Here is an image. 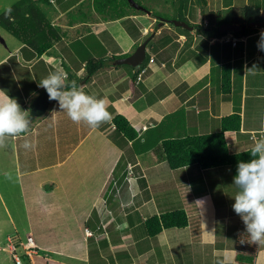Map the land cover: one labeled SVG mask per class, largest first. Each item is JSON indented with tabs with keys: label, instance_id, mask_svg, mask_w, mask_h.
Listing matches in <instances>:
<instances>
[{
	"label": "crops",
	"instance_id": "1",
	"mask_svg": "<svg viewBox=\"0 0 264 264\" xmlns=\"http://www.w3.org/2000/svg\"><path fill=\"white\" fill-rule=\"evenodd\" d=\"M21 1L0 0V26L12 25L23 38L9 47L7 38L16 36L6 33L0 42L5 47L0 89L20 96L18 102L28 110L30 101L44 90L39 82L60 65L67 78L70 73L76 81L81 79L78 85L86 93L106 98L111 114L110 120L93 128L73 121L55 101L25 134L0 137V150L12 155L16 173L6 181L16 182L21 190L30 223L28 236L45 253V264H175L180 255L191 264H241L239 251L245 257L254 253V264H264V240L249 236L232 207L238 192L233 185L237 166L172 170L158 157L164 140L219 132L222 119L233 114L240 116L241 128L225 133L231 154L251 151L264 136V51L258 47L264 27H255L257 31L247 37L231 32L208 37L207 15L203 20L187 12L189 4L199 6L196 1L180 0L178 7L180 17L190 19L179 22L189 29L174 25L176 19L171 24L154 17L151 10L107 21L95 11L93 0H50L45 3L50 6L48 16L42 19L30 4L10 14ZM206 4V13L226 15L230 8L244 6L264 11V0H206ZM148 38L149 61L143 73L115 61L86 76L89 59L127 58ZM31 39L52 47L39 58L35 49L41 43L32 47ZM225 68L231 72L226 94ZM20 86L30 87L28 96ZM117 115L136 129V140L115 132ZM0 175L8 172L0 170ZM7 186L3 182L2 190ZM185 191V197L193 200V212L180 195ZM179 209L187 213L188 227L164 230L156 237L146 234L143 224L148 218ZM40 211L45 214L41 224L49 233L45 244L30 232L33 212ZM109 228L111 240L105 231ZM8 239L12 248L16 237ZM186 248L189 253H183ZM37 259L39 255L28 263L37 264Z\"/></svg>",
	"mask_w": 264,
	"mask_h": 264
},
{
	"label": "trees",
	"instance_id": "2",
	"mask_svg": "<svg viewBox=\"0 0 264 264\" xmlns=\"http://www.w3.org/2000/svg\"><path fill=\"white\" fill-rule=\"evenodd\" d=\"M44 2V0H42ZM185 0H181L184 2ZM202 6L206 4V0H197ZM138 5L143 6L146 10H151L142 1L134 0ZM45 3H50V0H45ZM29 4L28 1L24 0L18 3L10 14L15 11H19L26 8ZM95 11L101 15L107 21H116L127 16L135 14L145 13L143 10H139L133 7L129 0H93ZM261 8H254L252 6H244L242 8L232 7L229 12L225 15L221 12H208L204 11L207 15L208 24L204 27V34L208 37L221 38L228 33H221L220 29L224 24H236L242 29L240 32L232 33L237 37H247L257 31L258 28L251 26V24H257L264 20V11ZM154 17H158L164 21L169 22L172 16L161 15L160 13H153ZM175 19V18H174ZM173 19V20H174ZM180 19L184 20L183 17ZM170 23L172 24V21ZM189 24V23H188ZM192 27H198L196 25L189 24ZM180 29H182L180 27ZM184 30V29H183ZM15 36L21 35L14 33ZM149 39V38H148ZM52 47L51 43H41L36 49L35 54L41 58L45 52ZM120 57L112 58H91L86 62L85 68L87 77H92L97 71L107 65L108 62H115ZM149 61V55H146V59L139 68H133L134 70L141 71ZM137 72V73H138ZM71 81H76L72 74H68L66 84L70 86ZM81 82V79H77L76 83ZM231 89V72L230 69L225 68L223 74V85L222 91L226 94ZM12 97L19 99V96L11 94ZM115 126V132L122 135L128 141H134L138 138V132L131 125V123L123 116L117 115L113 120ZM33 122L29 125V129L32 128ZM241 128V118L238 114H233L229 117L222 119V128L219 132L206 134V135H195L181 139H166L161 144L159 159L167 161L172 170H178L189 166H197L201 170H208L212 168L222 166H237L241 160L247 161L251 159V151L243 152L240 154H231L229 152L225 133L227 131H239ZM26 133V132H25ZM22 133V134H25ZM144 229L149 237H156L164 230L169 229H184L189 225V218L185 210H173L161 215H156L148 218L144 222ZM16 248H20V244L16 242ZM248 257L244 256L243 251H239L237 255V261L241 264H254V253H247ZM24 261L29 258L26 255H22ZM14 261V260H13ZM14 264L15 261H14Z\"/></svg>",
	"mask_w": 264,
	"mask_h": 264
},
{
	"label": "clouds",
	"instance_id": "3",
	"mask_svg": "<svg viewBox=\"0 0 264 264\" xmlns=\"http://www.w3.org/2000/svg\"><path fill=\"white\" fill-rule=\"evenodd\" d=\"M258 47L264 51V31ZM66 78L65 70L57 65L55 71L39 82V87L45 89L49 99L57 101L62 112L66 111L75 122L84 121L95 128L100 122L111 119L106 98L86 93L76 81H71L69 86ZM29 117V111L21 107L17 98L0 89V137L25 133L30 125ZM250 156V160H241L237 164L233 185L238 192L232 207L249 236L253 240H264V136L256 141Z\"/></svg>",
	"mask_w": 264,
	"mask_h": 264
},
{
	"label": "rangeland",
	"instance_id": "4",
	"mask_svg": "<svg viewBox=\"0 0 264 264\" xmlns=\"http://www.w3.org/2000/svg\"><path fill=\"white\" fill-rule=\"evenodd\" d=\"M30 4V7H32V9L36 10V15H38L41 19L45 17V14H47L48 9L50 10V6L45 4V0L44 2L42 0H27ZM139 2H143L144 4L150 6V9L153 13H160L161 15H172L173 18L170 19L173 20L174 18L179 22L180 21V15L178 14V7L182 6V3L180 2V0H138ZM186 1H196L198 3L199 6H195L194 4H189L188 8H187V12L194 16L193 18H201L204 20V11L206 10L207 4H205L204 6H202L197 0H186ZM175 4H177L175 6ZM23 9V8H22ZM182 13H185V9L184 7H182ZM24 13V12H23ZM48 16V14H47ZM4 17H8L10 18V16H4ZM183 18L186 20L187 18H185V16L183 15ZM2 19V18H1ZM190 19H187L186 21H189ZM169 21V23H170ZM0 22H3V20H0ZM173 22V21H172ZM2 28V30H0V42L5 40L4 35H6V33H10L13 34L16 33L18 34L16 31H14L12 29V25L11 26H0ZM22 35H20V37L18 36H14L15 38H7L8 39V45L9 47L17 42L18 40L21 41L23 40V38L21 37ZM31 42L33 43L31 46L35 47L36 45L38 46L41 41L39 39H31ZM36 42V44H35ZM44 43V42H43ZM4 46L0 45V59L3 58V51L4 50ZM137 50V48H136ZM13 63L15 61L12 60ZM122 68H126L125 66H121ZM4 69V67H0V73L2 72V70ZM21 78L24 77L23 75H20ZM16 86V92L19 94V88L17 86V84H15ZM22 91L26 92V96H28V89L30 87L28 86H20ZM20 99V100H19ZM18 101H21V98L19 96ZM26 100V99H25ZM34 102V98L32 99V101H30V103L28 104V111L30 114L31 111V107L32 104ZM21 105V102H19ZM55 103V101L52 102V105ZM51 105V107H52ZM1 141V138H0ZM0 146H2L0 144ZM151 148V146L146 149L147 153H149V149ZM12 155L8 152H5L3 150H0V170H5L8 172L7 176H1L0 175V264H14V259H13V253H12V248L16 247L15 243H22V244H27L29 239H33V243H34V248L35 251L33 253H36L35 255L32 253L33 257L30 258L26 261V264H29L28 262H32V260L37 257V255H39V257L41 259H37V264H45V260L44 258L46 257L45 253L43 251L39 252V248L35 242V239L32 235H29V226L30 223L27 220V215H26V204H25V199L23 198V195L21 193V190H19V188L16 187L15 183L16 182H12L9 183V180H7V177L10 178L11 177H15L16 173L14 172L15 166L11 165L10 160H12ZM9 161V162H8ZM14 161V159H13ZM3 182L4 185L6 184V182L8 183L7 189L5 188V190H2V186H3ZM199 184L196 185V187H198ZM116 191V188L114 189ZM183 198H184V204H185V208L190 210L193 212L194 209V203L191 197H185V195L188 196V192L185 191L184 193L180 194ZM34 216H32V231L30 230V232H33L35 238L37 240H41V242H44L45 244V239H47V237L49 236L48 231H45V228L43 227V225L41 224L43 221L40 219L41 217H45V214L40 211V213H34ZM213 217H217V216H213ZM106 232H109V240H111V229H105ZM120 231V233L122 232V229L117 230ZM86 234H88L86 232ZM113 235L116 234V232H112ZM28 236V237H27ZM10 237H16V241L12 239V244L14 245L11 248V241L8 239ZM113 237V236H112ZM62 241H64L63 238H61ZM18 249V254L20 256L23 255V250L24 245H22V247L20 246V248ZM23 249V250H22ZM83 251V249H82ZM183 253H189V248H186ZM199 256V255H198ZM200 256H206L205 252H201ZM178 259V261L175 262V264H191V262L187 261V257H185V255H180L178 257H176ZM195 263V262H194ZM22 264H25L24 261H22ZM247 264V263H245Z\"/></svg>",
	"mask_w": 264,
	"mask_h": 264
},
{
	"label": "water",
	"instance_id": "5",
	"mask_svg": "<svg viewBox=\"0 0 264 264\" xmlns=\"http://www.w3.org/2000/svg\"><path fill=\"white\" fill-rule=\"evenodd\" d=\"M131 5L139 10H143L147 13H149L148 10H146L143 6L138 5L137 3L134 2V0H129ZM174 25L178 26H184L185 28L189 29V27L182 22L175 21ZM251 26L254 27H264V20L260 23L257 24H251ZM191 29V28H190ZM241 27L235 25V24H224L220 32L221 33H236L241 31ZM150 39L146 40L143 44H141L137 50L129 57L127 58H122L116 61V65H127L133 68H138L141 66V64L145 61L146 59V52H147V45L149 43ZM54 100L49 99V95L47 91L44 89L34 100L31 111H30V124L35 121L36 119L42 117L49 109L51 103Z\"/></svg>",
	"mask_w": 264,
	"mask_h": 264
},
{
	"label": "built area",
	"instance_id": "6",
	"mask_svg": "<svg viewBox=\"0 0 264 264\" xmlns=\"http://www.w3.org/2000/svg\"><path fill=\"white\" fill-rule=\"evenodd\" d=\"M237 43H238V39H234L233 40V44L236 45ZM141 73H143V71ZM140 81H141V75L139 74L138 77H137V82L139 83ZM32 241H33V239H29L27 244L20 243L21 247H22V245H24L25 249L24 250L22 249L23 250V254L26 255L28 258H30V257L32 258L33 257L32 253L35 251L34 243ZM18 252L19 251H18V249L16 247L12 248L13 259H14L15 263L16 264H22L23 259H22V256H20L18 254ZM33 254L35 255L36 253H33Z\"/></svg>",
	"mask_w": 264,
	"mask_h": 264
}]
</instances>
